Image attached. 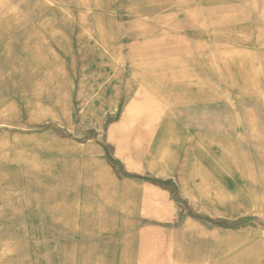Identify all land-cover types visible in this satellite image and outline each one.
Wrapping results in <instances>:
<instances>
[{"label":"rangeland","instance_id":"obj_1","mask_svg":"<svg viewBox=\"0 0 264 264\" xmlns=\"http://www.w3.org/2000/svg\"><path fill=\"white\" fill-rule=\"evenodd\" d=\"M0 264H264V0H0Z\"/></svg>","mask_w":264,"mask_h":264},{"label":"bare ground","instance_id":"obj_2","mask_svg":"<svg viewBox=\"0 0 264 264\" xmlns=\"http://www.w3.org/2000/svg\"><path fill=\"white\" fill-rule=\"evenodd\" d=\"M140 55V54H139ZM138 55V56H139ZM175 68V67H174ZM172 69H173V66H172ZM177 70V69H176ZM185 71V70H184ZM179 72V70L177 71V73ZM164 74H165V72H164ZM175 75V74H174ZM173 78V77H172ZM175 81V80H174ZM177 82H178V79H177ZM177 82H176V84H177ZM179 84V83H178ZM200 84H198V86H199ZM202 85V84H201ZM197 87V86H196ZM201 89V88H200ZM203 93V92H202Z\"/></svg>","mask_w":264,"mask_h":264}]
</instances>
